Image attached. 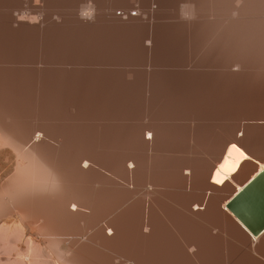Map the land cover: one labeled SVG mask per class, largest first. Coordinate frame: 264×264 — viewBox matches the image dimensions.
Returning <instances> with one entry per match:
<instances>
[{
	"label": "bare ground",
	"instance_id": "obj_1",
	"mask_svg": "<svg viewBox=\"0 0 264 264\" xmlns=\"http://www.w3.org/2000/svg\"><path fill=\"white\" fill-rule=\"evenodd\" d=\"M185 2L180 15L187 17L190 39L206 45L208 59L175 64L177 74L163 85L159 52V70L139 71L141 109L130 113L129 124L115 125L112 111L83 109L86 102L78 100L79 93L93 94L106 61L99 65L88 52L89 61L78 62V51L46 46L61 40L63 27L41 35L18 20L31 12L30 20L31 6L43 8L42 22L47 9H74L86 16L70 23L74 33L90 35L105 24L101 12L120 9L124 0H0L8 10L0 29V264L264 260V231L251 236L226 209L264 166V0ZM195 19L198 30L190 27ZM128 28L113 25L122 32ZM162 36L157 35L159 44ZM40 41L43 47L34 49ZM14 44L32 49V55L18 54ZM39 58L47 66L30 71ZM18 59L30 61V70H20L21 63L16 69ZM32 99L39 100L36 110H29ZM92 143L94 151L83 148ZM91 216V231L81 236L86 229L80 224ZM82 246L96 255H80Z\"/></svg>",
	"mask_w": 264,
	"mask_h": 264
},
{
	"label": "rangeland",
	"instance_id": "obj_2",
	"mask_svg": "<svg viewBox=\"0 0 264 264\" xmlns=\"http://www.w3.org/2000/svg\"><path fill=\"white\" fill-rule=\"evenodd\" d=\"M110 1H112V0H110ZM136 1H138V3ZM185 1L186 0H161V3H160L159 0H124V3L121 4L122 7H120V9L118 7H116L115 9H113L112 7H109L107 10L101 12L104 15V17L102 18V22H104L106 25L103 24L104 26L100 27V28H102V30H100V28H99L98 29L99 31H97V30L93 31L92 34H90V35H88V34L80 35V34H78V32L76 34L74 33V31H73L74 26H71L70 23H74L75 21H77V16H79L80 19L86 18V16H83L82 12H80V11L78 12L77 10H74V9H69V10L64 9L63 10L62 7H60V8L58 7L59 9L56 8L57 11L56 10L50 11L47 9L45 21L42 22L43 13H39V12L43 11V8L35 5L36 7L31 6L32 7L31 8L32 17L30 18V20L28 19V16L31 14V12L21 13V16H27V17L26 18L22 17L20 19H23V21L24 20L30 21L28 24H26V22L25 21L23 22L22 20H18V21L21 22V23H19L21 25H29L31 27H36V32L41 34V35L44 33L43 29H48V28L51 29L53 27H63L62 30H60V34H61L60 36L62 37L61 40L57 41V42H53L52 44L49 43V45H46V46H48V48L49 47L50 48L51 47H60V46H62L63 48H66L68 50H70V48H72L71 50H74L75 52L78 51L77 53H75L76 59L78 62L84 61V58H85V61H89V60H87V57H86V56H89L88 52H92L93 57H95L94 58L95 63H97L98 60H100L97 64L103 65V64H105V61H106L105 66H101V68L98 67V68L103 69V70L106 68L107 69L105 71H103L104 73L102 76H100L96 79V82L95 81L93 82L95 88L96 87L97 88H96V90L94 88V92H93V94H91L92 96L91 95L89 96V94L82 96L81 93L78 92L79 93L78 94L79 95L78 100L81 99L79 102L80 103L82 102V105L86 102L83 106V109L88 108V109L93 110V108L97 107V109H95V110L101 109L102 111H112L113 114L111 115V117H112V119L115 120V121L112 120L115 125H125V124L127 125L130 123L129 121H131V114L133 112L134 113L138 112L142 106L141 105L142 98H141V95L139 92L140 84H141L139 71L146 72V73L150 74L156 70H159V68H160L159 65H161V63L158 62V59L161 60V57L159 56V52L161 54H163L162 60H161L163 62L162 72H161V79H163L162 82H164L163 85L167 84L168 80L172 79L173 75L176 73V68L174 67L175 64L180 63V62L184 61L185 59H188L189 57L192 60L196 59L198 61H201V59H202V61H203L205 56L208 55L207 53L205 55V52L207 50V49H205V46H206L205 44H204L205 45L204 46L203 43L201 45L200 42L195 41L196 42L195 43L194 41H192V39H190V32H188V26H186L188 23L185 24L186 23L185 19L187 17L184 15H180L183 13L181 11L183 9H185L187 6ZM150 9H151V12H153V10L156 11V12L154 11L155 12L154 15L152 13L154 20L152 19L153 17H151V19H150V15H149ZM20 10L21 9L14 12L13 15L17 16V14H18L17 12H19ZM58 10H59V12H58ZM7 11H8L7 8H4L3 6L0 8V19H1L0 21L2 22V23L0 22V27L2 26L0 29H2L5 26L4 21L6 19V15H8ZM56 12H58V14L63 12L62 20L57 18ZM132 14L134 16H131ZM88 19H91V18L88 17ZM197 21H199V19ZM197 21L195 19L193 21L195 23H191L190 27L194 26V28H195V24ZM53 22H56V23H53ZM62 22H69V23H67L65 25ZM122 23H125V25L129 27L126 31L122 32L120 30H114L113 29V25H116V27H117L118 25H122ZM180 23L183 25H181ZM192 24H194V25H192ZM16 25H17V23L14 24V26H16ZM197 25H198V23L196 24V26ZM107 26H109V27H107ZM197 28L199 29L201 27L198 25L194 30H196ZM64 30L66 31V34H65ZM135 30H136V32H135ZM160 32H162V35H164V36H162L163 41L162 42L160 41V44H159V42L157 41V35ZM103 33H105V34H103ZM140 35L142 37L141 43H140L142 54H140L139 42L136 41V38L138 36L140 37ZM91 36H94V37H91ZM90 39H92L94 42L93 43L88 42V41H90ZM164 40H166V41H164ZM197 41H200V40L198 39ZM191 42L193 43V46H192ZM54 43H56V46ZM197 43H199L198 46L196 45ZM43 45L44 44L42 41L37 42L35 44L34 49L36 47H40V46L43 47ZM11 46H14L13 49L16 52H18V54L26 55V57H29V55H32V51H31L32 49L31 48H30L31 50H29L30 53H28L29 51L27 49H25L24 51L19 50V46L17 47V45L15 46V44L11 45ZM89 46H92V47L89 48ZM190 46H192V48ZM196 46L198 47V49ZM199 46L200 47L202 46V47L199 48ZM81 47H82V49H81ZM102 47L105 48V50L103 49V51H102V49H101ZM87 48H88V50H86ZM94 48H95V50H92ZM202 48H204V49L202 50ZM191 50H193V52H192L193 54L191 53ZM101 53H102V56H101ZM103 53H105V54H103ZM190 53H191V55H190ZM140 55L143 56L141 60H140ZM194 55L199 56V57L194 58V57H196ZM192 56H194V57L192 58ZM208 57H209V55L206 56L207 59H208ZM79 58H81V59H79ZM206 58H205V60H207ZM18 61L16 62L17 65L16 64L11 65V63H8V65H6V66L7 67L13 66L15 68V65H16L17 66L16 69H18V66H19L18 64L21 63L20 66L21 65L23 66V64L25 66L28 65V67L24 66L25 68L19 66L20 70H25V71H26V69H27V71H29L30 69H31L30 71H32L35 69V67L42 68L44 66H47L46 62L41 58H39L36 61L37 64L36 65L33 64L34 65L33 68H30V69H29V67H32V65L29 64L30 61H27V63L25 61H23V59H18ZM67 61L69 62V60H67ZM40 62H42V64H40ZM108 62H110V63H108ZM168 64H169V68L171 66V68L172 69L174 68L175 70L173 69V71H171L172 69L170 68L171 70L169 71ZM114 67H115V70H114ZM22 68H24V69H22ZM165 68H167V69L163 70ZM112 70H114V71H112ZM234 70H236V68H234ZM165 74H168L167 79H166ZM104 75H106V77L108 76L107 79ZM170 75H171V77H169ZM112 77H114V78H112ZM164 80H166V81H164ZM100 81H102V82H100ZM109 82H110V85L108 84ZM81 83H83L82 86H85L84 82H81ZM96 83L98 86L96 85ZM105 86H106L107 91L105 89ZM103 87H104V89H103ZM102 90H103V93L105 92L106 96L105 95L100 96V97L95 96V92L97 93V92L102 91ZM94 96H95V98H94ZM38 101L39 100H37V99L30 100L31 104L29 106V110L30 109L31 110L38 109V107H39ZM71 101H72V98H71ZM99 103H101V104H99ZM104 104H106V106ZM100 105L102 106L101 108H100ZM69 106L70 105L67 106L68 112L66 111L67 115H68L67 118L69 117V114H70L69 111L70 110H72V112L74 113L73 108L71 109V106L70 107ZM85 106H87V108ZM103 107L105 110L103 109ZM105 107H107V108H105ZM69 108H70V110H69ZM72 112H71V114H72ZM71 114H70V116L72 117L74 114H72V115ZM68 119L72 120L70 117ZM69 120H68V123L71 122V121L69 122ZM122 121H124V122H122ZM238 136H240V133H238ZM95 144L96 143H94L93 145H86L87 147L83 146V148L87 149V148L91 147L90 149L93 148L92 150L94 151L96 149ZM83 164H85V163H83ZM83 164H82V166H83ZM108 211L109 210L107 209V212ZM92 219H93V216L89 217L87 219L88 221L85 222V224L84 223L80 224V225H82V226H80L81 228L84 227L86 229L85 232L80 233L81 236L88 235V233H90L92 227L89 228L90 226L88 227V225L92 224ZM86 224H88V225H86ZM86 231H89V232H86ZM78 252H79V254L81 253L80 255H82L84 257H87V256L88 257H94L96 255L94 250L88 249L85 246H82L80 248V250H78ZM261 264H264L263 259H261Z\"/></svg>",
	"mask_w": 264,
	"mask_h": 264
},
{
	"label": "water",
	"instance_id": "obj_3",
	"mask_svg": "<svg viewBox=\"0 0 264 264\" xmlns=\"http://www.w3.org/2000/svg\"><path fill=\"white\" fill-rule=\"evenodd\" d=\"M226 209L251 236L264 231V166L229 199Z\"/></svg>",
	"mask_w": 264,
	"mask_h": 264
},
{
	"label": "snow or ice",
	"instance_id": "obj_4",
	"mask_svg": "<svg viewBox=\"0 0 264 264\" xmlns=\"http://www.w3.org/2000/svg\"><path fill=\"white\" fill-rule=\"evenodd\" d=\"M38 2H39V0H37V3H38ZM84 15H90V13H87V12H86V13H84ZM150 136H151V134H149V138H150ZM232 147H233V148H236L235 145H233ZM237 150H239V149H237ZM241 154L243 155L244 158H247V156H246L243 152H241Z\"/></svg>",
	"mask_w": 264,
	"mask_h": 264
}]
</instances>
